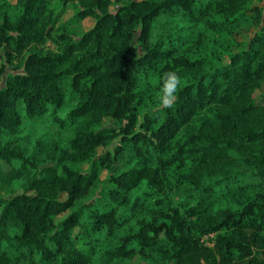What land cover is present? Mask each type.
Listing matches in <instances>:
<instances>
[{
    "label": "trees",
    "instance_id": "obj_1",
    "mask_svg": "<svg viewBox=\"0 0 264 264\" xmlns=\"http://www.w3.org/2000/svg\"><path fill=\"white\" fill-rule=\"evenodd\" d=\"M57 1L0 0V264H264V6Z\"/></svg>",
    "mask_w": 264,
    "mask_h": 264
},
{
    "label": "rangeland",
    "instance_id": "obj_2",
    "mask_svg": "<svg viewBox=\"0 0 264 264\" xmlns=\"http://www.w3.org/2000/svg\"><path fill=\"white\" fill-rule=\"evenodd\" d=\"M7 1H9V0H7ZM124 1H126V0H124ZM256 3L264 6V0H250L248 3V6L254 5ZM49 4L56 11L55 25L59 26V25L66 23L68 27H71L74 30L76 35H81L82 33L86 32L94 24V19L92 17H88V16H86L80 20L70 22V19L73 18L74 14H75L74 10L71 8V6L68 5L66 7H61L57 0H49ZM249 30L250 29L248 27L241 28L240 35H244ZM54 44L55 43L49 41V42H47L46 46L48 48L54 49L55 48ZM254 95H255L256 102L258 104H261L264 106V79L262 80L260 87L255 91ZM101 151H103V149L99 147L97 149V152H101ZM78 166L82 170L89 169V164L87 162H80V163H78ZM104 176H105V173L102 172L100 174V177H104ZM7 189H8V186H6V184L1 183L0 184V195L5 193V191ZM65 215L66 214H61V215L57 216L56 220L62 219ZM213 238H214L213 233L206 234L202 237V241L206 245H211Z\"/></svg>",
    "mask_w": 264,
    "mask_h": 264
},
{
    "label": "clouds",
    "instance_id": "obj_3",
    "mask_svg": "<svg viewBox=\"0 0 264 264\" xmlns=\"http://www.w3.org/2000/svg\"><path fill=\"white\" fill-rule=\"evenodd\" d=\"M158 32L153 33L155 39ZM146 74L138 73V79L145 81ZM183 83L180 73L172 68L160 71L159 74L147 82L148 94L152 95V89H155V96L152 101V107L149 109L151 115L155 118L162 117L166 109H170L178 98V91Z\"/></svg>",
    "mask_w": 264,
    "mask_h": 264
}]
</instances>
